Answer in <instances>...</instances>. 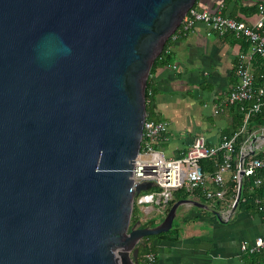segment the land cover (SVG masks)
I'll return each mask as SVG.
<instances>
[{
    "label": "water",
    "instance_id": "obj_1",
    "mask_svg": "<svg viewBox=\"0 0 264 264\" xmlns=\"http://www.w3.org/2000/svg\"><path fill=\"white\" fill-rule=\"evenodd\" d=\"M197 2L0 0V264H138L181 206L221 220L185 199L132 226L148 79Z\"/></svg>",
    "mask_w": 264,
    "mask_h": 264
},
{
    "label": "crops",
    "instance_id": "obj_2",
    "mask_svg": "<svg viewBox=\"0 0 264 264\" xmlns=\"http://www.w3.org/2000/svg\"><path fill=\"white\" fill-rule=\"evenodd\" d=\"M263 1L198 0L197 8L253 24ZM247 44L232 33L220 36L201 23L173 42L171 65L158 68L151 76L157 90L155 113L160 121L169 123L166 139L158 149L169 158L182 156L198 136H204L209 146H216L227 131H233L234 115L227 98L237 82L240 55H249ZM249 65L253 74L264 70V57L253 56ZM218 107L223 110L220 114L215 113ZM209 188L214 190L212 184ZM188 199L218 208L222 218L196 206H181L177 232L170 239L154 242L159 264H264V250L256 255L241 250L242 243H253L264 234L263 217L250 213L245 206L232 213L230 198L218 207L209 205L203 193ZM150 214L143 213L146 220Z\"/></svg>",
    "mask_w": 264,
    "mask_h": 264
},
{
    "label": "built area",
    "instance_id": "obj_3",
    "mask_svg": "<svg viewBox=\"0 0 264 264\" xmlns=\"http://www.w3.org/2000/svg\"><path fill=\"white\" fill-rule=\"evenodd\" d=\"M257 15V21L248 24L225 17L221 12L214 13L194 7L184 17L176 31L177 34L172 36L174 40L179 36H186L194 30L197 24L201 23L220 36L232 33L236 38L245 39L249 43V55H240L236 70L237 82L227 98L228 104L241 106V111L246 114V118L242 130L232 138H225L216 146H209L204 136H198L188 150L178 158H169L164 150L155 147L156 144L166 139L169 123L147 120L142 150L136 159L133 176L136 185L147 182L153 184L149 191L142 192L136 197L135 206L137 201L139 204L149 206L146 209L143 208V213L150 214L149 210H156L155 206L167 213L170 202L174 199V193L180 190L186 191L191 196L203 193L205 198L212 202L211 206L215 207L216 202L227 201L228 181L236 184L234 188L236 197L230 205L232 209L240 188L241 172H244V179H250L256 175L258 169L264 168V159L254 157L257 153H264V127L253 131L248 130L250 118L261 113L264 108V87L256 85L254 74L249 65L253 56L264 57V1L258 5ZM222 111V108L218 107L215 113L220 114ZM245 134H248V139L244 141L236 170H234L233 154L236 141ZM254 139H256L255 143ZM251 152L255 154L249 155ZM243 154L247 155V158L241 168L240 161ZM219 155H221V162L218 164L217 170L213 174L205 173L201 162ZM227 176H229V180H227ZM262 182L263 179L259 178L255 181V185L260 186ZM210 184L214 186V190L209 188ZM241 250L249 255L262 252L264 250V234L257 237L253 243H242ZM145 264H159L156 253H149L146 256Z\"/></svg>",
    "mask_w": 264,
    "mask_h": 264
},
{
    "label": "trees",
    "instance_id": "obj_4",
    "mask_svg": "<svg viewBox=\"0 0 264 264\" xmlns=\"http://www.w3.org/2000/svg\"><path fill=\"white\" fill-rule=\"evenodd\" d=\"M197 7V4H196ZM255 10H253L252 13H254ZM258 11V9H257ZM177 34V33H176ZM227 35V34H226ZM234 38L235 35L232 34ZM174 37V36H173ZM171 37L167 43L166 46L162 52V54L156 59L150 78L148 79L147 83V89H146V98H147V111H148V120L149 121H160V119L157 118V115L155 113V95L157 93V90L152 82L151 76L155 73V71L158 68H164L171 65V60L173 57V54L171 52V47L173 42H175L174 38ZM245 40V39H240ZM247 46H249L247 44ZM258 59L260 57H257ZM255 77V83L258 87H264V70L258 71L256 74H254ZM232 113L234 115V129L230 133L227 131L224 136L226 138H232L236 133L240 132L244 126L246 114L241 111L240 105H233L230 104ZM259 127H264V108L261 113L256 114L250 118V122L248 124V130L253 131ZM244 144V135H241L238 140L236 141L235 145V152L233 154V166L234 170H236V166L240 157L241 149ZM158 149V144L155 146ZM255 158L264 159V153H257ZM221 162V155H219L216 158L213 159H206L201 162L202 168L205 173L213 174L218 167V164ZM263 179V182L260 186L255 185V181L257 179ZM227 186L230 187V191H228L227 198L235 199L236 193L234 192V188L236 184L232 181H229L227 183ZM191 195L188 194L184 190H180L174 193V199L170 202L168 212L171 208V206L179 201V200H185L188 199ZM209 205L212 204V202L207 201ZM222 204L221 201L216 202L214 206L218 207ZM245 206V208L252 214H259V216L264 218V168L258 169L256 171V175L253 178L244 179L243 182V188H242V197L239 204V208ZM167 212V213H168ZM142 221L141 215L137 210V206H135L133 218H132V226L135 225L138 221ZM164 220V219H163ZM163 220L157 221L153 218H150L146 220L145 222L142 221L143 227H155L158 224H160ZM177 232V229L173 225V228L171 231L167 233H162L160 235L156 236H150L146 237L140 244H139V258H138V264H145L146 256L149 253H156V246L154 245L155 241H161L170 239L175 233ZM256 255V254H255Z\"/></svg>",
    "mask_w": 264,
    "mask_h": 264
},
{
    "label": "rangeland",
    "instance_id": "obj_5",
    "mask_svg": "<svg viewBox=\"0 0 264 264\" xmlns=\"http://www.w3.org/2000/svg\"><path fill=\"white\" fill-rule=\"evenodd\" d=\"M137 204H136V206H137V210H138V212L141 214V216H143L142 217V221H146V219H147V217L146 216H144L143 215V208H148L149 206L147 205V204H139V201H137L136 202ZM155 209L156 210H154V212H152L148 217H151V218H153V219H155V220H157V221H161V220H163L165 217H166V215H167V213L164 211V210H160V208L158 207V206H155ZM146 218V219H145ZM179 224V217H177L176 219H175V222H174V225H175V227L177 226Z\"/></svg>",
    "mask_w": 264,
    "mask_h": 264
}]
</instances>
